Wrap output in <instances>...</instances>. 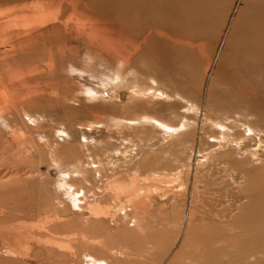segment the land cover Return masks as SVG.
Returning a JSON list of instances; mask_svg holds the SVG:
<instances>
[{"label":"rangeland","instance_id":"1","mask_svg":"<svg viewBox=\"0 0 264 264\" xmlns=\"http://www.w3.org/2000/svg\"><path fill=\"white\" fill-rule=\"evenodd\" d=\"M98 1L0 0V10L38 2L51 3L55 7L60 5L62 16L59 21L45 23L39 30L42 33L38 35L40 38L35 41L34 48L20 52L14 64L15 68L23 71L37 68L41 73L40 77L30 79L22 89V95L31 97L32 101H23L18 109L0 114V228L22 224L30 232L34 226L39 227L58 215L64 221L75 224L76 228L74 235L66 233L68 241L64 234H42L38 237L39 241L24 247V255L13 254L0 238V264H91L85 257V253L89 252L111 259V264H264V236L252 232V226L247 221L248 215L254 213L251 209L256 208L262 192L259 189L262 186L257 187L264 183V152L259 151L255 158L246 154L256 143L254 137L248 139V143L246 140L245 144H238L239 147L236 144L240 139L233 142L232 137L228 145H217V141L212 142L211 139L213 136L220 139V131L208 123L202 125L203 114L207 113L213 119H221L233 126L237 134L244 132V125L264 131V66L246 69L239 59L247 44L246 26L243 27L241 20L246 24L244 18L247 14L261 13L262 8L244 7L245 0H218L203 31L195 38L192 34L168 31L174 39L191 41L194 47L200 49L188 45L182 48L183 44L174 45L159 36L147 39L142 50L132 58L134 70L139 72L136 83L143 88L160 86L168 97L142 96L140 100L132 98L126 101L109 99L113 95L105 81L116 68L123 66L121 59L118 61L113 53H107L100 45L92 43L88 29H76L78 14H73L69 4L77 2L79 15L90 17L91 14L93 21L100 23L115 37L128 35L126 37L136 41L138 36L134 30L127 26L121 28L115 17L97 7ZM246 32L250 34L253 31ZM163 44H169L171 51L179 54L175 57L179 64L177 70L160 72L147 65L155 60L158 46ZM49 51L54 58L52 73L47 67ZM97 56L102 62L97 60ZM83 62H88L85 68ZM207 63H212L209 76L206 73ZM154 77L158 84L152 81ZM133 80L132 74H128L125 86H132ZM84 88L98 90L109 100L84 101L81 94ZM72 98L80 99L75 101ZM186 100L201 109L186 115L190 121L199 123L195 129L200 140L196 136V139L182 144L177 142L179 138L173 139L149 124L118 127L112 123L111 117L135 118L146 114L175 125L184 118V111L188 112ZM28 111L29 115L26 114ZM98 122L100 124L92 130L85 126ZM66 133L69 136H65ZM180 144L187 148L180 147ZM52 148L58 150V162L50 154ZM192 152L203 154L207 158L206 163L200 162L205 165H199L201 163L194 159L190 161L188 158ZM103 165L108 166L105 169ZM98 167L102 172H98ZM78 170L87 180L83 181L81 173L76 172ZM63 175L72 179L77 188L85 187L79 193L83 198L81 210L76 209L78 205L76 207L73 199L61 188ZM134 175L137 182L146 188L144 196L151 203V207L146 203L148 212L139 214L143 222L134 221L135 212L125 202L126 198L118 197L115 201L109 188L108 181L119 179L117 182L127 183ZM176 176L178 179L173 180ZM145 180L147 182L143 183ZM150 187L155 192L150 191ZM91 191L99 195L102 206L111 208L107 219L101 217L102 222L85 204V192L89 194ZM165 192L168 196L164 195ZM119 201L127 205L126 214L118 212ZM69 208L74 209L76 214L70 213ZM67 216L71 218L68 220ZM74 236L79 238V242ZM105 246L112 248L113 254L105 251ZM206 257L208 261H204Z\"/></svg>","mask_w":264,"mask_h":264},{"label":"bare ground","instance_id":"2","mask_svg":"<svg viewBox=\"0 0 264 264\" xmlns=\"http://www.w3.org/2000/svg\"><path fill=\"white\" fill-rule=\"evenodd\" d=\"M58 2L60 3V1H58ZM238 2H237V4H238ZM243 2H245L244 7L262 8V10H261L262 12L258 13V11H257L256 14H253V13L247 14V16L244 18L245 21H247L246 24L241 20V22L244 24L243 27L246 26L244 33L246 34L245 36L247 37V40H245V42L248 45L246 44V46H247L246 47L245 43L244 42L242 43L245 47L240 52L239 59L246 69L263 67L264 66V9H263L264 8V0H255L254 2H252L250 0H245ZM217 3H218V0H99L98 1L97 7L101 8V10L103 12L112 15V17H115V19L118 20L117 21L119 23L118 25L121 28H124L123 26H127L130 30L133 29L135 32V35L138 36L137 40L141 39L142 41H137V40L134 41L132 38L126 37L128 35H126V36L119 35V37H115L111 31H109L106 28H102L100 26V23H98L97 21H93L91 14H89V15L92 19L90 17H86L82 14L79 15V13L76 11L77 10L76 8H78L77 2H70L69 4H70V6H72V8L74 10L73 14H75V13L78 14V17L76 18V22H75V24L78 26L76 29L81 28V27H82V29H88L90 31L89 35L93 41V42L91 41L92 43H94V42L97 43L98 45L101 46L102 49H105L107 51V53L108 52L113 53L114 56L117 57L118 61L121 59V62L123 63L122 67L116 68L115 72L111 74V77H109L107 80H105V81H107L106 83L108 84L110 92L113 95L112 97H109V99L118 98V100L126 99V101H129L128 99H132V98H139L138 100H140V98L142 96H150V97L151 96H155V97L167 96L168 97L167 93L163 89H161L160 86L154 87L155 85L153 84L154 86H150V87L145 86V88H143V87H140V85H138V83H136L139 72L137 70H134L132 58H133V56H135L136 53H138L140 50H142L141 48L143 47V45H145L147 43V39H152L156 36H159V37L167 38L169 41H172L173 44L174 43L178 44V45L183 44V46L181 45L182 48L184 47V45L185 46L188 45L191 48L200 49L201 47H198V48H197V46L194 47L193 43L191 41L190 42H183L182 40L179 41L178 38L174 39L173 36L169 32L170 31L176 32V34L178 32L181 34L182 33L188 34V35L192 34L193 35L192 38H195L197 35H199L203 31V28L205 27L204 24L206 23L208 16L211 13V10L217 5ZM259 11H260V9H259ZM214 12H215V9H214ZM236 16L239 18L241 17L238 15H236ZM61 17L62 16H61V11H60V5H57L55 7L53 4L45 3V2H38V3H35L33 5H29L26 7L23 6L21 8H6L3 10H0V114H3V112L5 113V111H8V110L13 111L15 109H18V106L23 101H26V102L32 101L31 97H29V96L26 97L25 95H22V89L28 83V81L30 79H33V78L39 76L41 71L40 72L37 71V68L29 69L27 71H23L20 68L19 69L15 68L14 64L17 62V59L19 57L20 52L27 50V48L29 50H31L30 48H32V49L34 48L35 41L37 42V39L40 38L39 37L40 33H42L41 31L39 33L40 28H42V26H44L45 23H48L52 20L59 21V19ZM94 17H95V15H94ZM68 19H69V17H68ZM59 23H61V22H59ZM66 24H68V21H66ZM239 24H240V22H239ZM64 28H66V27H64ZM178 28H180V29H178ZM45 29H47V28H45ZM246 30H250L253 32L249 34L248 32H246ZM54 31H55V29H54ZM256 32H258L259 34ZM52 35H53V33H52ZM54 35H55V32H54ZM42 36H43V34L41 35V37ZM175 36H177V35H175ZM72 38H74V37H72ZM80 41H81V39L79 40V42ZM92 43H90V44H92ZM149 44L151 45V43H149ZM165 45L163 44L161 46L163 48H161L160 45L158 46L159 49H157V51H156L155 60H152V62H149L147 65H149L150 67H153L154 69H156L160 72H169V71H172L174 68H175V70H177L176 67H177L178 63H177V60L175 59V57L178 56L179 54H177V55L174 54L171 51V47L168 46L169 44L168 45L165 44ZM249 45L251 46V48H249ZM93 46H95V45L93 44ZM130 48H132L134 51H131ZM153 48H151V49H153ZM175 51H177V50H175ZM48 53H49V57H48L47 67H48L49 72L52 73L54 71V58H53V54L51 51H49ZM145 53L150 54L151 52L150 53L145 52ZM95 56H93V58ZM98 58L99 59H97V60L101 59L100 57H98ZM173 58L175 59V61ZM109 59H110V57H109ZM93 61H94V59H93ZM111 61H112V59H111ZM95 62H96V60H95ZM100 62H102V61L100 60ZM83 63H84L83 68H85L86 67L85 65L86 64L88 65V62H83ZM116 63H118V62H116ZM69 64H67V65H69ZM116 66H118V65L116 64ZM114 67H115V65L113 66V68ZM211 67H212V63H207V65H206V73L207 74L209 72H211L210 71ZM72 68H75V66H72ZM130 73L132 74V77L134 79L133 80L134 84L131 86V84L126 83L127 86H125V81L127 80L128 74H130ZM208 76H209V74H208ZM45 77H46V75H45ZM43 79H46V78H43ZM206 79H207V77H206ZM152 81L154 83L158 84L157 79L155 77L152 78ZM204 82H206V80ZM47 83H48V81H47ZM128 85H130V86L128 87ZM81 92H82L81 94H83V100L88 101L89 103L92 101H98V100H103V99L109 100L106 96H101L100 92L98 90L93 89V88H86V89L84 88V89H81ZM173 92H175V91H173ZM178 95L180 97V94H177L176 96H178ZM72 99H74V98H72ZM78 99H80V98H78ZM183 99H185V98H183ZM77 100H75V101H77ZM174 100H175V98H174ZM82 102L83 101H81V103ZM182 102H184V101H182ZM119 103H121V102H119ZM186 103L188 104L186 106V111H188V112L184 111V113H186L185 116H183L184 118L181 117L182 119L179 120V122L175 125L171 122L162 120V119L158 118L157 116L146 115V114L141 115L139 117H135V118L111 117L112 123H113V125L118 126V127H120V126L132 127L136 124H147V125L149 124L154 128H159L162 131V133L168 135L169 137H172L173 139L175 137L179 138L177 140V142L180 141L182 144H186V143H189L191 140L196 139L197 133H196L195 127L196 126L198 127V125H199V123L196 121H190L191 119H189L190 117H188L189 115L187 113H190V112H193V113L196 112L197 113L198 110H201L198 108L199 105L197 106V104H195V103H191L188 100H186ZM184 110H185V108H184ZM26 114L29 115V111ZM30 114H31V112H30ZM198 114H201V113H198ZM9 115H11V113ZM15 115H18V114H15ZM186 115H188V116H186ZM203 116H204L203 119L200 117L203 120L202 125H203V123H208L209 126H211L213 128H217L220 131V132H218L221 134L220 139H218V137H215V136H213L211 139L212 142L217 141V145H222V146L228 145L229 141L231 140L230 137L233 138L232 139L233 142L237 141V139H240L239 143L238 142H237V144L235 143L236 145L242 144V143L245 144L246 140L248 143V139L251 138V140H252V138L254 137L256 139V143H255V145L252 143V145H254V147L249 148L247 150L248 153L245 151L246 154H250V156L252 154L253 158H255L258 155L259 151L264 152V131L255 129L249 125H244V127H245V129L243 128L244 132L237 134L234 132L235 130L233 129V126L228 125L223 120H221V119L215 120L212 117H210L209 115H207V113H204ZM30 118H31V116H30ZM33 119H35V117H33ZM108 120H109V118H108ZM35 121H37V120L35 119ZM7 122H5V123H7ZM103 123H106V122H103ZM97 124H100V122H98L96 124L89 123V124H86L85 126L87 127V129L92 130L93 127ZM116 129H117V127H116ZM247 130L249 131V133L247 132ZM60 131L64 132V130H60ZM231 131H233V132H231ZM198 132L200 134V130ZM246 132L248 133V135L246 134ZM66 135L69 136L68 133H66L65 136ZM169 137L166 138V140H168ZM200 138H201L200 135L197 136V139L200 140ZM209 138H211V136ZM173 139H171V140L173 141ZM166 144H168V143L166 142ZM183 146L184 145L180 144V147H183ZM238 147H239V145H238ZM185 148H187V147L185 146ZM225 150H224V153H226ZM57 151H58L57 149L52 148V151L50 153L55 162H58L56 159L57 158V156H56ZM212 152H214L213 149H212ZM206 154H207V152H206ZM210 155L213 156V154H210ZM125 157H127V156H125ZM203 157H204L203 154H200V152H197V153L192 152V154H190V157L188 159L190 161H192V159L197 160L199 163L205 161V163H206V160H205L206 157H204V158ZM193 163H194V161H193ZM104 164H105V162H104ZM202 164H204V163H201L199 165H202ZM236 164H237V162H236ZM106 166H108V165L104 166L105 169H106ZM186 166H188V165H186ZM239 167H242V166L240 165ZM97 170H98V172L101 171V167H98ZM102 170H104V169L102 168ZM96 171H94V172L98 173ZM76 172H77V174L81 173V171H79V170ZM82 173L80 175H82L83 181L87 180V178H84ZM68 174L70 175V173H68ZM64 175H66V174L64 173ZM64 175H63L60 186L63 190H65V194L73 199V202L76 205V207L78 205V208H76V209L81 210L82 206H81L80 202H81V200H83V198H81L79 193L82 192L81 189H84L85 187L84 188H77L75 186V184L73 183L74 181L72 179L71 180L67 179V177H65ZM69 175H67V176H69ZM71 175H72V173H71ZM171 176H173V175H171ZM101 178H102V176H101ZM82 179H79V180H82ZM177 179H178V176H176L175 179H173V180H177ZM117 180H119V179H117ZM117 180L112 179V180L108 181L110 184L109 188H110V190H112L111 193H113V195H111L112 198H114V200H115L118 197H120V198L125 197L126 198L125 202L135 212L134 217H133L134 221L137 222L139 220H142V217H139V214L142 212L144 213L147 210L148 206L146 203H148V205L151 204V203H149L150 199L148 200L144 196V190L146 191V188L144 189V187L142 185H140L141 183L137 182L138 179L136 180L135 175L132 176L130 181L127 183H125L124 181H123L124 183H122L121 181H120L121 182L120 183V182H117ZM142 180H143V178H142ZM145 182H147V180L143 181V183H145ZM149 182H151V181H149ZM155 182L156 181H154V183ZM166 182H168V181H166ZM152 183H153V181H152ZM160 184H161V186H163L162 182ZM166 185H167V183H166ZM172 185H173V183H172ZM167 186H166V188H167ZM259 186H262V187L259 188ZM258 188L262 190L261 194L259 192V194H260L259 203L256 202L257 203L256 208L254 207L251 209V210L254 209V213L251 215L250 214L248 215L247 221H248V224L252 226L250 228L252 232H255V233H258V235L264 236V224H262V226H260L261 223H264V183L262 185L258 184L257 189ZM173 190H175V188ZM150 191L155 192V191L151 190V187H150ZM108 192H109V190H108ZM86 193L87 192H85L86 197L84 198V200H85V204L88 205L87 208L90 209V211H92V214L94 216H96L97 218H99L101 222L103 221L102 218L107 219V217H109L111 214V208L102 206V204H101L102 200L99 198V195L96 192L91 191L90 192L91 194L89 193L90 196H88L89 194L88 193L86 194ZM148 194H149V192H148ZM167 194L168 193H166V192L164 193V195H167ZM83 195H84V193H83ZM145 199H146V201H145ZM86 205H84V206L86 207ZM118 205H119V207L117 208L118 212L123 211L126 214L127 205L121 203L120 201L118 202ZM254 206H255V204H254ZM74 208H75V206H74ZM69 211H71L70 213H72V214H76L74 209L72 210L69 208ZM118 212H117V215H118ZM147 212H148V210H147ZM191 213H189V214H191ZM113 215H114V213H113ZM126 216H128V215H126ZM18 218H20V217H18ZM61 218L59 217V215H58V217L51 218L47 223H45L43 225L41 224L39 227L34 226V230H32L30 232L29 231L27 232L25 230L26 229L25 225H22V224H13V225H9V226L4 227V228L2 227V228H0V238L5 242L8 249L13 254L24 255V247L26 248V246L31 245L34 241H39L40 239H38V237L43 236L44 234H46V235L47 234L48 235H63L64 234V237L66 239L67 238L65 236L66 233L71 234V233H73V231L76 230L75 224H72L70 221H64L63 218L62 219ZM70 218L71 217H68V220ZM142 222H143V220H142ZM16 227H18L19 229H17ZM82 234H84V233H82ZM73 235H74V233H73ZM76 235H79V234L77 233ZM55 237H58V236H55ZM76 237L74 236L73 238H76ZM83 237H85V236H83ZM83 237H82V239L87 238V236H86V238H83ZM110 237H113V236H110ZM59 239H60V236H59L58 240ZM78 239L76 238V240L79 242ZM73 241H75V240H73ZM90 241L87 240V242H90ZM97 242H99V241H97ZM57 243L60 245L63 244V243H61V241L60 242L57 241ZM75 243H76V241H75ZM88 244L90 245V243H88ZM88 244H85V245H88ZM91 244H93V243L91 242ZM72 245L73 244H71V246ZM68 248H69V246L67 245L66 249H68ZM104 248H106L105 251H107V252L113 251L112 248H110L108 246L107 247L105 246ZM60 250H62V249H60ZM83 250H85V249H83ZM63 251H66V250L64 249ZM73 251H75V250H73ZM114 251H115V249H114ZM111 254H113V252ZM47 256H49V255H47ZM85 257H86V259H89L91 261V264H111L110 263L111 259H108L106 257H97L94 254H91L90 252L85 253ZM186 257H188L187 259H189V256H186ZM208 258L210 260V257H208ZM185 259L186 258H184V260ZM206 260H207V257L205 258L204 261H206Z\"/></svg>","mask_w":264,"mask_h":264}]
</instances>
